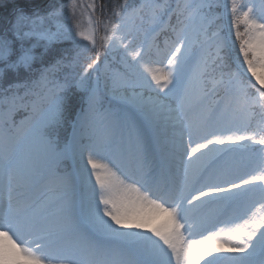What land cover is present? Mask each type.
Returning a JSON list of instances; mask_svg holds the SVG:
<instances>
[{
    "label": "snow or ice",
    "instance_id": "6c2138e0",
    "mask_svg": "<svg viewBox=\"0 0 264 264\" xmlns=\"http://www.w3.org/2000/svg\"><path fill=\"white\" fill-rule=\"evenodd\" d=\"M218 7L125 0L103 21L95 3L76 0L16 11L0 35V78L42 66L0 91V264H264V0L259 9L231 0L235 70ZM161 33H171L163 47ZM63 42L73 57L44 63ZM90 50L81 72L59 78ZM71 87L84 106L60 149ZM69 157L73 172H61ZM156 214L165 219L151 227Z\"/></svg>",
    "mask_w": 264,
    "mask_h": 264
},
{
    "label": "trees",
    "instance_id": "16d2710c",
    "mask_svg": "<svg viewBox=\"0 0 264 264\" xmlns=\"http://www.w3.org/2000/svg\"><path fill=\"white\" fill-rule=\"evenodd\" d=\"M89 3H95L96 5V17L100 20H107L112 18V13L114 10L118 9L120 5L125 3V0H86ZM241 1V0H239ZM70 0H0V35L9 32L11 25L14 22L16 11H23L25 14L33 15V14H45L52 9L60 8L61 5H68ZM142 0H127V3L130 7H136ZM219 4H227L229 7L231 5V0H217ZM68 7L64 8V11L67 10ZM221 8H215L214 12L216 15L220 16ZM228 26L227 31L230 33L229 40V58L228 63L231 65V69H235L237 55L239 53V43L236 42L233 46L232 41H235V32L231 29V14L228 15ZM103 25V24H101ZM217 25L221 27V19L217 21ZM241 31H243V26H241ZM42 51V49L38 50ZM91 54L95 57V50H90L86 52V54ZM74 55V46L71 42H63L55 44L44 56V63H51L55 60L59 59L61 56H67L71 59ZM110 57V56H109ZM104 58L103 50H101V59ZM112 67H119L116 60L113 56H111ZM105 59V58H104ZM243 57L240 56L239 60L242 61ZM108 61V57H107ZM41 64H37L36 68L33 69V72H26L24 70H20L19 72H5L0 78V89H5L10 84H14L15 82H25L29 81L33 78L35 72L41 67ZM70 68L62 71L59 75H62L69 71ZM229 69L226 68L225 72ZM65 103H64V117L63 121L58 128V146L61 147L62 144L65 143L68 131H69V123L74 115V112L78 106V102H80L82 93L78 91L76 88L71 87L65 93ZM259 116V110H257ZM26 114L23 111L17 113V117ZM257 116V119H258ZM60 169H68L67 162H63L60 166Z\"/></svg>",
    "mask_w": 264,
    "mask_h": 264
},
{
    "label": "rangeland",
    "instance_id": "374dc122",
    "mask_svg": "<svg viewBox=\"0 0 264 264\" xmlns=\"http://www.w3.org/2000/svg\"><path fill=\"white\" fill-rule=\"evenodd\" d=\"M76 3L77 4H84V5H87L88 4V1H86V0H76ZM240 3H242V4H248L249 2H248V0H243V1H241ZM255 5H256V3H255ZM68 17H70V12H69V8L67 9V10H65L64 11V16L63 17H61V20H63L65 23H68V24H71V19L70 18H68ZM97 17H96V15H95V17H93V19H96ZM76 19H78V20H80V22H81V25H82V27H84V28H86L87 26H88V21H87V17L86 16H80L79 15V9L77 10V17H76ZM14 20H15V18H14ZM223 23L224 24H227L228 23V21H227V19H224L223 20ZM13 25V24H12ZM12 25H11V28H12ZM10 28V29H11ZM103 33H104V28H103V25H100L99 26V31H98V36L99 35H103ZM171 36V33H168V35L167 36H165V38L161 41V43L160 42H158V41H156V43L159 45V46H161V47H163V44H164V41L166 40V39H168L169 37ZM221 36H228V34L225 32H221ZM142 37V39H143V36H141ZM82 45H86L88 48H91V46L90 45H87V42L86 41H81L80 42ZM98 43H99V40H98ZM84 58H88V56H86V52L80 57V60H79V63L76 65V66H78L79 68H83V66H85L84 64H81L82 63V60H84ZM166 62V61H165ZM103 67H104V63L101 65V69H103ZM82 68H81V70H82ZM245 72H246V69H245ZM249 75V78L251 79V77H250V74H248ZM92 79H95V73H93L92 74ZM102 83H103V75L101 74V79H100V84H101V86H102ZM252 83H256V81L254 80V79H252ZM257 87H259V85H257ZM73 140V131L71 132V134H70V137H69V141H68V143H70L71 141ZM186 137H185V144H186ZM254 148H256L257 149V152H258V150H259V147L260 146H258V145H255V146H253ZM66 159H69L70 160V162H71V164L75 167V164H74V157H69V158H66ZM93 184L95 183V181H94V179H93ZM254 211L256 210V209H253ZM250 214V213H249ZM262 214H264V213H261V212H257V216L259 217L260 215H262ZM164 219H165V217L163 216V214H156V215H154L153 217H151V219H150V226L151 227H158L161 223H163V221H164ZM240 221H237V223H239ZM223 225H221V224H217L216 225V227L217 228H219V227H222ZM144 231H147V229H145ZM150 234V233H149Z\"/></svg>",
    "mask_w": 264,
    "mask_h": 264
}]
</instances>
